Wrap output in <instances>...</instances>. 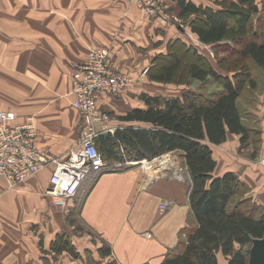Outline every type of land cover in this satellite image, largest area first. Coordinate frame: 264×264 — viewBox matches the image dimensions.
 I'll return each instance as SVG.
<instances>
[{
	"label": "crops",
	"instance_id": "crops-1",
	"mask_svg": "<svg viewBox=\"0 0 264 264\" xmlns=\"http://www.w3.org/2000/svg\"><path fill=\"white\" fill-rule=\"evenodd\" d=\"M160 2L167 10L178 4ZM24 7L0 12V110L14 111L18 123L32 118L36 144L58 158L78 148L82 130L72 105V64L83 62L94 48L110 49L113 65L131 79L119 96L98 94L99 107L117 117L120 128H153L151 123L122 119L136 109L160 107L143 95L178 98L197 92L180 85L174 93H165L157 87L160 82L152 83L148 76L152 60L165 52L171 39L212 46L196 34L190 38L188 28L144 20L128 0H28ZM257 115L264 130V103L258 105ZM212 149L217 161L214 175L232 172L245 185L257 184L249 198L262 200L261 168L240 152V136L229 134L225 143ZM260 150L264 152V133ZM172 154L183 165L178 175L168 171L152 178L139 167L113 169L108 164L84 182L66 208L54 206L46 194L48 169L16 187L0 176V264H43L60 235L74 243L77 239L82 247H105L110 250L105 260L113 264H161L182 250V240L196 226L189 198L191 175L181 153ZM163 203L169 204L166 210L160 208Z\"/></svg>",
	"mask_w": 264,
	"mask_h": 264
},
{
	"label": "trees",
	"instance_id": "trees-1",
	"mask_svg": "<svg viewBox=\"0 0 264 264\" xmlns=\"http://www.w3.org/2000/svg\"><path fill=\"white\" fill-rule=\"evenodd\" d=\"M177 1V15L182 19L193 17L189 28L202 43L217 47L231 40L239 45L232 51L240 55L232 69L236 74L219 73L194 47L175 40L168 54L157 57L149 68V78L165 84L213 78L222 83L224 90L210 96L189 91L178 98L143 95L148 103L160 107L136 109L122 119L151 123L153 128H119L99 138L101 150L110 164L181 153L191 175L189 198L196 226L182 240V250L161 264H220L219 254L227 258L228 264H248L253 240L264 237V214L257 217L253 208L245 210L234 203L244 183L232 172L214 175L217 161L212 146L225 143L229 134L240 136L242 145L250 138L238 99L252 80L248 62L264 74V39L256 40V28L251 32L252 21L260 12L256 0H209L216 8ZM51 249L56 254L75 251L65 235L58 236ZM101 252L106 256L110 250L104 247Z\"/></svg>",
	"mask_w": 264,
	"mask_h": 264
},
{
	"label": "built area",
	"instance_id": "built-area-1",
	"mask_svg": "<svg viewBox=\"0 0 264 264\" xmlns=\"http://www.w3.org/2000/svg\"><path fill=\"white\" fill-rule=\"evenodd\" d=\"M132 1L144 7L149 15L170 20L155 0ZM179 26L184 28L182 24ZM130 83L128 76L112 66L111 51L105 47L90 50L83 62L72 64V105L81 117L82 130L78 148L69 152L65 159L38 147L32 118L18 123L14 111L0 110V176L5 178L10 187H16L48 169L51 175L46 194L54 206L66 208L68 201L76 196L84 182L100 175L110 164L104 158L99 138L116 132L120 128L119 120L99 107L98 94L119 96ZM258 163L264 166V152L259 155ZM110 165L113 169L138 166L152 178H159L168 171L176 175L180 172L178 159L172 153ZM168 205L161 204V210H166Z\"/></svg>",
	"mask_w": 264,
	"mask_h": 264
},
{
	"label": "rangeland",
	"instance_id": "rangeland-1",
	"mask_svg": "<svg viewBox=\"0 0 264 264\" xmlns=\"http://www.w3.org/2000/svg\"><path fill=\"white\" fill-rule=\"evenodd\" d=\"M130 4L138 8V10H141L143 13L144 20H159L162 24L166 22V25H175V24H182L184 28L189 29V35L191 34V30L189 28V23L191 18H180V16L176 15V11L174 12L173 10H176L177 7H170L166 8L165 5H163L160 0H155V2L159 3L162 8L165 10L167 16L169 17L170 20L167 18H164L162 16H151L149 15L144 7H139L135 2L132 0H128ZM28 0H0V12L4 9L5 11H9L12 8H20L23 9L25 8L24 6H27ZM259 14H257L253 21H252V28L251 32L253 30H256V40H263L264 39V0H256ZM208 5L217 7L214 3L209 1ZM176 19L179 21H176ZM192 35V34H191ZM190 35V38H191ZM175 40L171 39L165 48L164 53H159L154 57V59L151 62V66H153L154 61L156 60L157 57L165 56L169 52V47L170 45L174 42ZM194 42V41H193ZM194 42L192 46L196 49V51L201 54L202 56L206 57V59L210 62V65L217 70L219 73L229 76L235 75V71H233V67H235L236 63V58L239 57L236 54H233L232 51L235 49L240 48L238 44L234 43L231 40H226L224 41L223 45H219L217 47H201L199 44L200 42ZM204 44V43H203ZM207 45V44H206ZM197 46V47H196ZM204 53V54H202ZM231 52V53H230ZM183 57V56H182ZM160 59V58H159ZM162 62V60H161ZM159 63V60H157V63ZM208 64V62H206ZM112 66L117 69L113 63ZM247 67L249 68V72L251 74V83L248 82L244 90L242 91V94L240 98L238 99V106L240 109V112L242 114V121L247 126V128L250 130V138L247 141L246 144L242 145L240 141V152L244 151L243 153L245 154L246 159L252 161L251 163H255L254 167H256V162L259 160V155L262 153L260 150L262 147V139H263V120L262 117L257 115V110H258V105L260 103H264V74L262 69H260L258 66L253 64L252 62L247 63ZM119 71V69H117ZM121 72V71H120ZM123 73V72H122ZM124 74V73H123ZM125 75V74H124ZM127 76V75H126ZM150 79V78H149ZM150 81L153 83L150 79ZM2 80H0V83ZM253 82V83H252ZM176 83H169V84H161L159 83L157 85L158 88L164 90L163 92H171L174 93V89L178 88L182 84L183 86L190 87L192 90L195 89V91L198 92V94H203L206 96L210 95H217L221 93L224 88L223 85L220 81H217L213 78H209L206 81H195L191 80L189 82H184L181 84H176ZM43 86V85H40ZM19 97V96H18ZM263 97V98H262ZM5 99V98H4ZM3 99V100H4ZM263 102H262V100ZM1 100V98H0ZM113 118L117 119V117L112 116ZM117 162V161H116ZM179 162V160H178ZM250 164V163H249ZM258 166L261 168L260 172L262 177H264V166L260 165L257 163ZM138 167V166H135ZM183 167L182 164L179 163V168ZM260 186V184H259ZM258 188L257 184L256 186L253 185H243L242 190L239 195L236 196L234 203L241 204L242 208L245 210H249L250 208H253V212L257 217H259L261 214H264V194L262 195V200L261 198H256V201H253V199L249 198V195L253 189L255 190ZM261 202V204H259ZM58 209V208H57ZM60 210V209H58ZM75 220V219H74ZM71 243L74 241L71 240ZM79 241L75 239V243L73 242V246L75 247V251L73 253H68L67 254H56L51 251L50 256H48L47 259L42 260L43 264H113L115 261L111 259L105 260V257L103 256L101 250H96L93 247H82V243H78ZM252 246V245H251ZM248 250V254L250 251V248ZM42 259V258H41ZM105 260V261H104ZM61 261H63L61 263ZM219 261L220 264H228L227 263V258L224 257L222 254H219Z\"/></svg>",
	"mask_w": 264,
	"mask_h": 264
},
{
	"label": "water",
	"instance_id": "water-1",
	"mask_svg": "<svg viewBox=\"0 0 264 264\" xmlns=\"http://www.w3.org/2000/svg\"><path fill=\"white\" fill-rule=\"evenodd\" d=\"M248 264H264V237L253 240Z\"/></svg>",
	"mask_w": 264,
	"mask_h": 264
}]
</instances>
